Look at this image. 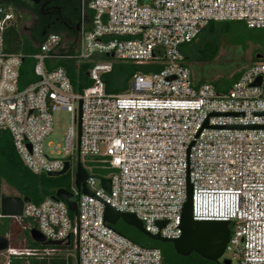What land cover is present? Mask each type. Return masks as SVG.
<instances>
[{
	"label": "built area",
	"instance_id": "1",
	"mask_svg": "<svg viewBox=\"0 0 264 264\" xmlns=\"http://www.w3.org/2000/svg\"><path fill=\"white\" fill-rule=\"evenodd\" d=\"M80 2L75 43L48 34L31 55L37 80L24 88V57L8 52L4 39L15 11L0 9V128L11 133L21 161L34 174L59 172L66 162L71 168L82 158L92 170L107 171L98 176L83 165L91 194L73 180L76 214L65 200L48 196L25 203L23 216L46 239L72 241L76 264H163L160 248L144 247L106 224L105 204L133 213L151 234L176 239L190 183L193 219L229 223L228 259L264 264V55L220 91L194 79L184 52L210 22L264 29V0ZM54 59L90 62L92 84L75 91ZM117 61L161 69L136 72L124 91L108 93L105 76ZM57 109L72 114L61 149L43 145ZM100 178L110 179V191ZM34 253L9 246L0 252L7 258L1 264H9L11 255Z\"/></svg>",
	"mask_w": 264,
	"mask_h": 264
},
{
	"label": "trees",
	"instance_id": "2",
	"mask_svg": "<svg viewBox=\"0 0 264 264\" xmlns=\"http://www.w3.org/2000/svg\"><path fill=\"white\" fill-rule=\"evenodd\" d=\"M57 4L61 6L59 19L53 17L49 19L43 16L39 8L33 7L29 0H2L0 9L12 8L17 14V19L7 26L4 39L6 50L10 53H19L23 55L24 60L20 68L19 86L24 88L29 83L37 80L34 73V60L31 55L36 54L39 45L50 33L61 34L68 43H75L79 34L81 22V2L80 0H61ZM55 9V7H51ZM19 10L31 13L33 23L28 26L23 24L28 16L21 15ZM248 28L245 24L238 21L210 22L201 32L195 42L184 46L185 58L188 61L193 60L198 63H210L220 51L218 41V32L231 33L236 28ZM73 51V49H71ZM256 57H254V61ZM189 63V62H188ZM53 66H63L66 68L75 91H82L92 84L88 76L90 62H78L75 59H54ZM50 69V68H49ZM160 64L137 65L133 63L115 62L111 72L105 76L106 91L108 93H120L127 88L128 82L136 72L150 73L159 71ZM193 71V70H192ZM242 72L236 73L233 79L208 81L214 84L218 90L225 91L231 84L237 80ZM198 83H204V80H196ZM70 170V169H69ZM100 170L101 174L107 171ZM69 172V171H68ZM52 177L46 174L32 173L21 161L18 156L11 133L7 129L0 128V182L4 181L13 188L18 195L28 196L32 203H40L48 196H53L55 191L64 187L71 190L74 176L70 173ZM100 174V175H101ZM99 176V175H98ZM69 182V183H68ZM71 182V186H69ZM71 217H74L70 213ZM17 221L21 225L18 236L13 235L10 239V246L15 248L35 249L34 254L11 255L9 264H76V250L71 241L63 246H45L34 241L30 235V230L36 228V222L27 217H0V234L7 236L12 234V223ZM113 228L119 233L125 235L134 242L144 247H157L161 249L163 264H216L214 261L202 258L193 252L189 256H181L173 248L172 243H164L152 240L137 230L135 227L124 223L121 219L113 225ZM48 250V252H42ZM74 251V256L68 254Z\"/></svg>",
	"mask_w": 264,
	"mask_h": 264
},
{
	"label": "water",
	"instance_id": "3",
	"mask_svg": "<svg viewBox=\"0 0 264 264\" xmlns=\"http://www.w3.org/2000/svg\"><path fill=\"white\" fill-rule=\"evenodd\" d=\"M2 1V0H0ZM38 2L39 0H34ZM113 56V54H111ZM262 54H257L256 58H262ZM260 79H257L253 84L259 83ZM81 102L79 105V129L81 124ZM207 126V123H205ZM257 126H238V128H254ZM70 169L69 162H66L63 170L59 172H50L48 176L56 177L67 173ZM88 172L84 168L83 164L79 162L74 174V183L76 187L85 194H91L87 188ZM101 185L107 191H110V179L100 178ZM73 194L66 188L60 187L55 191L53 198H61L66 201L70 211L74 214L77 213L76 201L72 200ZM31 202V198L21 195L2 194L0 196V211L3 217H23V208L25 203ZM122 220L124 223L135 227L141 233L152 240L172 243L175 251L181 256H189L193 252L200 255L202 258L215 261L219 264H232L230 259L221 258L224 254L226 245L229 241L230 228L227 221H214V220H194L192 217V185L188 183L187 199L183 205L181 228L182 235L176 239H169L162 237L159 234H151L146 231L143 222L138 219L133 213L120 212L109 204H105L104 220L107 225L112 226L117 223L118 220ZM161 226L164 222L159 223ZM32 239L45 246H63L70 243V240L56 241L48 240L37 229L30 230ZM10 246V240L8 237L0 234V252L6 250Z\"/></svg>",
	"mask_w": 264,
	"mask_h": 264
},
{
	"label": "rangeland",
	"instance_id": "4",
	"mask_svg": "<svg viewBox=\"0 0 264 264\" xmlns=\"http://www.w3.org/2000/svg\"><path fill=\"white\" fill-rule=\"evenodd\" d=\"M17 17L18 14L15 12V19H17ZM23 24L29 25L30 21L26 20ZM217 37L220 43V51L212 62L198 63L193 60L188 61L196 80H204L205 82L221 80V84H223V80H231L236 73L242 72L254 61V57H256L257 54L264 55V29H246L239 27L231 33L218 32ZM71 123V112L64 109L53 111V130L44 139V147L49 146L50 148L61 149L65 144V132ZM77 163L76 160H72L71 168L68 172L71 177L75 174ZM82 163L88 169L89 173L95 172L96 175L101 174L100 170H92L91 166H89L90 163L83 158ZM69 186H71V182ZM10 193H14V189L4 181L0 182V196ZM20 230L21 225L17 221H14L12 223V234H8L6 237L10 240L11 237L15 235L17 236L15 239L17 242ZM42 252L46 253L48 250H42L41 253ZM68 254L74 256V251ZM229 257L230 254L227 252L222 256L221 261ZM6 259L4 254H0V264ZM232 264H234V262Z\"/></svg>",
	"mask_w": 264,
	"mask_h": 264
},
{
	"label": "flooded vegetation",
	"instance_id": "5",
	"mask_svg": "<svg viewBox=\"0 0 264 264\" xmlns=\"http://www.w3.org/2000/svg\"><path fill=\"white\" fill-rule=\"evenodd\" d=\"M29 1L33 4V7L40 9L41 14L43 16H47L49 19H52L53 17L59 19L58 17L61 14V6L57 3L61 0H39L38 2L34 0H29ZM51 7H55V9H52ZM19 13L21 15L28 16L27 20L30 21V24L28 26H30L33 23V18L30 12L19 10ZM215 263L219 264L217 262Z\"/></svg>",
	"mask_w": 264,
	"mask_h": 264
},
{
	"label": "crops",
	"instance_id": "6",
	"mask_svg": "<svg viewBox=\"0 0 264 264\" xmlns=\"http://www.w3.org/2000/svg\"><path fill=\"white\" fill-rule=\"evenodd\" d=\"M193 77H194V79L196 80L194 74H193ZM10 195H18V194H17L16 191L14 190V193H10Z\"/></svg>",
	"mask_w": 264,
	"mask_h": 264
}]
</instances>
